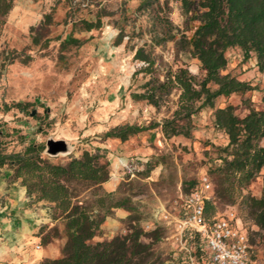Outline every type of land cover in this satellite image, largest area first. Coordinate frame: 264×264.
<instances>
[{
	"label": "rangeland",
	"instance_id": "374dc122",
	"mask_svg": "<svg viewBox=\"0 0 264 264\" xmlns=\"http://www.w3.org/2000/svg\"><path fill=\"white\" fill-rule=\"evenodd\" d=\"M144 2L14 0L0 34V147L19 150L20 136L44 146L47 139H62L69 152L49 155L45 148L42 152L54 162L78 155L84 149L106 150L109 175L111 165L117 163L120 182L109 193L101 186L71 184L78 194L76 200L100 216L111 215V208H115L112 205L123 200L132 208L128 212L138 218L136 224L144 232L160 228L161 238L154 249L163 263L186 264L185 248L199 256L204 244L198 236L188 233L182 242L178 240L175 222L180 212V195L189 192L205 172L214 189V176L207 171L217 161L215 148L224 146L228 139L214 125V109L207 106L192 116L189 137L165 138L160 126H156L148 135L128 138H137L139 143L149 138L146 145L151 151L146 154L130 153L131 150L125 154L122 144L109 146L113 137L105 138L104 133L112 127L160 123L175 108V88L162 95L158 107L133 98V93L142 92L141 85L146 80H164L179 66L188 68L198 78L202 76L196 58L187 52H175L171 38L190 34L195 24L182 14L178 0H154L147 6ZM82 20H99V26L83 30ZM69 37L78 41L65 43ZM226 56L227 65L222 72L235 75L254 88L217 98L214 106L231 104L240 117L251 108H264V74L257 71L255 59L251 56L244 60L236 47L229 48ZM14 102L28 103L26 111L15 107L5 111V106ZM263 175L264 167L242 194L264 195ZM193 180L195 184L189 187ZM214 206L215 211L221 212L232 208L242 217L252 245L249 264H264V240L241 199L226 204L214 195ZM127 223L126 217L116 233H125ZM54 226L61 233L62 220ZM103 231L100 228L97 235ZM60 237H64L62 233L56 238Z\"/></svg>",
	"mask_w": 264,
	"mask_h": 264
},
{
	"label": "trees",
	"instance_id": "16d2710c",
	"mask_svg": "<svg viewBox=\"0 0 264 264\" xmlns=\"http://www.w3.org/2000/svg\"><path fill=\"white\" fill-rule=\"evenodd\" d=\"M14 0H0V34L5 18ZM154 0H145L147 6ZM182 14L193 24L190 34L182 33L174 41L176 53L187 52L199 61L200 78L186 67L179 66L169 72L164 80L149 78L142 85V92L133 93L135 99H144L158 107L163 94L172 88L178 90L175 108L160 123L148 125L121 124L104 133V137H117L121 141L130 136L160 126L163 137H189L192 116L204 107L213 108L214 125L227 135V143L216 147V160L208 173L214 176V195L226 204L240 198L248 217L257 226L264 240V195L254 197L242 194V190L256 178L264 167V108L249 109L244 116L234 113L231 104L214 106L217 98L245 93L254 88L249 82L222 71L227 65L226 51L239 48L243 59H255L258 72L264 74V0H178ZM190 15V16H189ZM82 29L99 26V20H82ZM78 39L69 37L65 43ZM264 105V89L261 95ZM28 103L14 102L5 111L15 107L25 112ZM0 130V136H1ZM19 150L6 151L0 147V169H12L14 178L29 196L36 201L52 205V218L62 220V236L65 242L61 255L43 259L39 264H164L156 254L154 245L161 238L160 228L144 232L136 224L138 218L127 215V231L116 233L109 239L94 240L100 231L105 214L95 213L89 206L76 200L71 184L100 186L109 178L106 150L98 147L84 149L78 155H70L64 161L54 162L42 154L45 146L19 137ZM206 173V172H205ZM264 191V175L261 179ZM195 181H191L189 187ZM188 189H185V192ZM188 193V192H187ZM113 207L132 211L125 202L116 201ZM215 206L205 201V214L212 216ZM56 226L46 230L41 226L38 234L46 243L61 235ZM171 264V263H169Z\"/></svg>",
	"mask_w": 264,
	"mask_h": 264
},
{
	"label": "crops",
	"instance_id": "0c3cea01",
	"mask_svg": "<svg viewBox=\"0 0 264 264\" xmlns=\"http://www.w3.org/2000/svg\"><path fill=\"white\" fill-rule=\"evenodd\" d=\"M151 131L152 129H147L136 134L148 135ZM148 139L139 143L137 138L121 141L113 137L109 146L122 144L121 148L126 149L125 154L129 153L128 150H131L130 153L146 154L147 151H151L149 145H146ZM105 146L108 147L106 144ZM119 167L117 163L112 164L109 178L100 184L105 192L114 191L120 182ZM111 210L112 214L106 215L100 225L103 233L96 235L94 240L114 236L116 229L129 214L128 210L122 207ZM58 220L52 218L50 203L36 201L33 196L26 193L20 179L14 178L12 169L8 167L0 169V264H39L43 259L59 257L65 238H55L43 243L41 235L38 234L41 226H46V230H49Z\"/></svg>",
	"mask_w": 264,
	"mask_h": 264
},
{
	"label": "built area",
	"instance_id": "2783aa9c",
	"mask_svg": "<svg viewBox=\"0 0 264 264\" xmlns=\"http://www.w3.org/2000/svg\"><path fill=\"white\" fill-rule=\"evenodd\" d=\"M180 199V212L175 222L179 242L188 233L198 236L204 244L199 256L185 248L184 263L249 264L252 245L242 217L232 208L215 211L209 217L205 214V201L214 203V191L207 174H201L197 184L180 195Z\"/></svg>",
	"mask_w": 264,
	"mask_h": 264
},
{
	"label": "water",
	"instance_id": "95a60500",
	"mask_svg": "<svg viewBox=\"0 0 264 264\" xmlns=\"http://www.w3.org/2000/svg\"><path fill=\"white\" fill-rule=\"evenodd\" d=\"M45 153L49 155H56L59 153H67L69 152V146L67 143L62 140H53V139H47L46 146H45Z\"/></svg>",
	"mask_w": 264,
	"mask_h": 264
}]
</instances>
